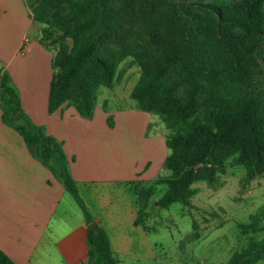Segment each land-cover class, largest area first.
Returning a JSON list of instances; mask_svg holds the SVG:
<instances>
[{"label": "trees", "instance_id": "1", "mask_svg": "<svg viewBox=\"0 0 264 264\" xmlns=\"http://www.w3.org/2000/svg\"><path fill=\"white\" fill-rule=\"evenodd\" d=\"M24 0L43 26L41 45H58L51 61L48 113L74 107L92 119L100 87L113 88L121 64L132 59L140 80L131 97L157 114L171 133L163 163L167 192L154 206H191L204 182L218 186L228 165L245 169V182L264 174V0ZM48 43H47V42ZM70 44H68V42ZM2 120L62 183L87 224V264H119L107 231L96 229L63 144L31 121L10 76L0 68ZM136 225L145 227L153 188L133 183ZM131 185V184H130ZM193 220L194 238L200 239ZM244 236L264 232V211L240 224ZM264 260V238L249 240L227 264ZM0 264H16L0 250Z\"/></svg>", "mask_w": 264, "mask_h": 264}, {"label": "rangeland", "instance_id": "2", "mask_svg": "<svg viewBox=\"0 0 264 264\" xmlns=\"http://www.w3.org/2000/svg\"><path fill=\"white\" fill-rule=\"evenodd\" d=\"M8 8L4 1L0 13V60L4 62L3 69L10 76L21 102L24 100L25 104L31 105L32 117H29L35 123L34 120H42L46 113L44 100L48 98V81L53 70L48 58L41 54H32L27 58L15 55V46L28 18L21 11L20 3H12ZM38 27L40 40L44 41L43 26ZM49 51L54 58L58 53V45L51 46ZM261 51L264 66V46ZM131 63L132 59H127L121 64L119 72L122 78L116 80L113 88L102 86L98 89L94 117L85 119L86 128L89 127L88 131L92 133H86L84 127L78 124H68L81 139L88 135L99 138L108 136L102 129V123L108 125L110 119L113 126L118 125L117 132L110 134L111 142L106 139L98 146L85 145L87 149L80 152L94 153L97 159H102L92 166V172L103 177L108 174L106 165L109 170L112 165V150L115 155H120L116 160L120 171L130 170V166L132 168L135 165L140 176L134 182L154 189L155 196L145 219L158 257V261L152 264H227L236 252L247 246L251 238H264V232L244 236L239 228L240 224H249L252 216L264 211V174L251 182H245V169L229 164L218 186L211 187L204 182L193 185L199 192L191 199L190 207L181 203H175L168 209L154 206L153 203L168 190L166 185L156 186L155 181L170 175L163 167L170 151L161 143L166 141L171 131L159 115L139 110L137 102L132 99L131 93L141 76L140 69ZM145 122L148 123L146 129H141ZM152 137L159 138L160 146L155 148L153 145L150 154L147 144ZM134 182L129 181L132 190ZM193 220L199 225L197 232L200 239L194 238ZM257 264H264V260Z\"/></svg>", "mask_w": 264, "mask_h": 264}, {"label": "crops", "instance_id": "3", "mask_svg": "<svg viewBox=\"0 0 264 264\" xmlns=\"http://www.w3.org/2000/svg\"><path fill=\"white\" fill-rule=\"evenodd\" d=\"M4 1L7 8L12 3H20L21 11L28 18L15 46V55L27 58L41 54L51 64L52 53L40 43V24L32 21L26 4L21 0H0V13ZM29 35H32L31 39ZM0 62V68H3L4 62ZM51 79L52 76L48 81V98ZM48 98L44 100L46 113L42 120H34L35 124L63 144L79 193L97 226L107 231L119 264L156 263V245L149 236L146 223V228L136 225L138 207L128 190L131 187L129 181L134 182L140 176L135 165L130 166V170L120 171L116 166L120 155L111 150L110 170L107 164L108 174L99 177L92 172V166L102 159H97L94 153L80 152L87 149L85 145L98 146L106 139L111 142L110 134L117 132L118 125L113 126L110 119L108 125L102 123V129L109 137L87 134L81 139L68 124H78L90 134L87 121L70 106L50 115ZM22 107L32 117L31 105L22 100ZM147 124L145 122L141 129H146ZM148 140L147 148L152 154L153 145L155 148L160 146L159 138ZM163 141L164 146L166 141ZM86 233L87 224L78 204L56 176L32 155L18 132L4 123L0 106V250L16 264H87Z\"/></svg>", "mask_w": 264, "mask_h": 264}, {"label": "water", "instance_id": "4", "mask_svg": "<svg viewBox=\"0 0 264 264\" xmlns=\"http://www.w3.org/2000/svg\"><path fill=\"white\" fill-rule=\"evenodd\" d=\"M91 226H92V228H94V229L97 228V224H96V223L92 224Z\"/></svg>", "mask_w": 264, "mask_h": 264}, {"label": "built area", "instance_id": "5", "mask_svg": "<svg viewBox=\"0 0 264 264\" xmlns=\"http://www.w3.org/2000/svg\"><path fill=\"white\" fill-rule=\"evenodd\" d=\"M26 43H27V41H26ZM23 50V49H22ZM22 52H24V51H22Z\"/></svg>", "mask_w": 264, "mask_h": 264}]
</instances>
